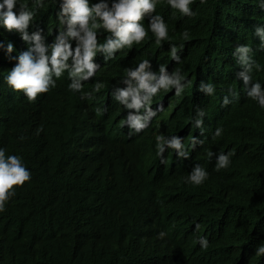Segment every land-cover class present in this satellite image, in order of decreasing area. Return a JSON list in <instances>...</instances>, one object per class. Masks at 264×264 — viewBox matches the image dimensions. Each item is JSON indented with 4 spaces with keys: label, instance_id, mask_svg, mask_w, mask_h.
Instances as JSON below:
<instances>
[{
    "label": "clouds",
    "instance_id": "1",
    "mask_svg": "<svg viewBox=\"0 0 264 264\" xmlns=\"http://www.w3.org/2000/svg\"><path fill=\"white\" fill-rule=\"evenodd\" d=\"M206 2L0 0V264H45V247L34 242L21 254L19 241L1 233L38 215L50 221L57 209L66 230L55 232L72 250L65 264L109 244L122 253L117 264L135 252L150 253L149 264H259L264 243L244 247L264 230L260 217L236 212L245 192L238 172L195 212L179 214L169 202L178 189L196 196L205 165L225 171L234 153L201 138V102L217 87L194 83L189 65L229 37ZM256 11L258 49L235 45L241 87L228 88L223 106L241 94L264 110L256 77L264 68L254 58L264 52V0ZM261 193L258 186L249 210L258 211Z\"/></svg>",
    "mask_w": 264,
    "mask_h": 264
},
{
    "label": "trees",
    "instance_id": "2",
    "mask_svg": "<svg viewBox=\"0 0 264 264\" xmlns=\"http://www.w3.org/2000/svg\"><path fill=\"white\" fill-rule=\"evenodd\" d=\"M257 3L258 0H245L238 4L232 3V0H207L204 6V11L210 15L224 16L222 22H226L228 25L229 37L228 41L216 50L200 51L196 59L191 61L189 65L194 83H199L201 80L211 81L217 87L215 96H204L201 102V108L206 113L204 134L201 138L204 139V142H216L224 152L233 149L234 153L231 157V164L225 171L216 172L209 165H205L209 176L200 185L196 196L191 198L188 192L178 189L170 193L169 202L179 214H184L186 211L195 212L198 201L201 198H208L214 188L219 186L230 172L236 171L238 172L237 188L245 187L243 202L241 206L238 205L240 208L236 212L246 220H254L257 216L260 217L257 223L264 230V110L248 98L242 101L241 94L227 106H223L221 102V97L227 94L229 87L237 92L241 87L238 80L235 79V72L238 69V65L232 56L235 45L247 43L258 49L259 41L253 35L254 28L251 25L253 18L260 15L256 11ZM254 58L264 68V52L255 50ZM256 77L264 82V71L256 72ZM217 127H222L224 131L221 137L214 138L212 133ZM195 133L197 136L200 135L198 129H195ZM258 186L262 187V193L255 203L258 211L249 210L254 202ZM61 211L62 209L55 210L52 219L47 220L48 222L43 221L38 215L37 219L32 220V225L17 227L14 233L12 229L5 227L1 236L18 240L21 254L26 251L31 243L36 242L47 250V262L45 264H65L70 258L72 250L67 242L61 240L55 232L62 233L66 230L62 220L55 221ZM8 217L9 212L5 214V218ZM42 227L41 235H31L33 231ZM261 243H264V235L253 238L244 247V253ZM121 254L114 244H109L100 251L88 253L89 259L77 261V264H117ZM255 258L252 255L251 259ZM150 259V253L135 252L130 255L128 264H149ZM258 259L259 264H264V256H260Z\"/></svg>",
    "mask_w": 264,
    "mask_h": 264
},
{
    "label": "bare ground",
    "instance_id": "3",
    "mask_svg": "<svg viewBox=\"0 0 264 264\" xmlns=\"http://www.w3.org/2000/svg\"><path fill=\"white\" fill-rule=\"evenodd\" d=\"M2 55V54H1ZM197 105H200V104H197Z\"/></svg>",
    "mask_w": 264,
    "mask_h": 264
}]
</instances>
